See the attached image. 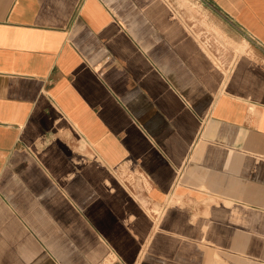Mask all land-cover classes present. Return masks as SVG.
I'll return each instance as SVG.
<instances>
[{
  "label": "crops",
  "instance_id": "0c3cea01",
  "mask_svg": "<svg viewBox=\"0 0 264 264\" xmlns=\"http://www.w3.org/2000/svg\"><path fill=\"white\" fill-rule=\"evenodd\" d=\"M180 2L0 0V264H264V0Z\"/></svg>",
  "mask_w": 264,
  "mask_h": 264
},
{
  "label": "rangeland",
  "instance_id": "374dc122",
  "mask_svg": "<svg viewBox=\"0 0 264 264\" xmlns=\"http://www.w3.org/2000/svg\"><path fill=\"white\" fill-rule=\"evenodd\" d=\"M181 2V4H182V6L184 7V9L186 10V11H191V12H193L194 14L195 13H198L200 10V6H199V4L196 2V0L194 1V0H180Z\"/></svg>",
  "mask_w": 264,
  "mask_h": 264
}]
</instances>
